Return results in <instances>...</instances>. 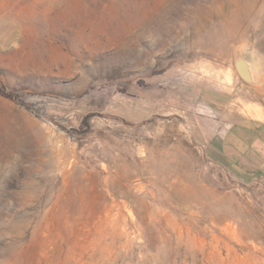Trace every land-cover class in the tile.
<instances>
[{
  "label": "rangeland",
  "instance_id": "rangeland-1",
  "mask_svg": "<svg viewBox=\"0 0 264 264\" xmlns=\"http://www.w3.org/2000/svg\"><path fill=\"white\" fill-rule=\"evenodd\" d=\"M252 115L264 0H0V264H264Z\"/></svg>",
  "mask_w": 264,
  "mask_h": 264
},
{
  "label": "crops",
  "instance_id": "crops-1",
  "mask_svg": "<svg viewBox=\"0 0 264 264\" xmlns=\"http://www.w3.org/2000/svg\"><path fill=\"white\" fill-rule=\"evenodd\" d=\"M235 128L239 134L229 139ZM221 147L232 165L248 173L261 169L264 167V119L253 115L237 117L230 123Z\"/></svg>",
  "mask_w": 264,
  "mask_h": 264
},
{
  "label": "water",
  "instance_id": "water-1",
  "mask_svg": "<svg viewBox=\"0 0 264 264\" xmlns=\"http://www.w3.org/2000/svg\"><path fill=\"white\" fill-rule=\"evenodd\" d=\"M236 71L239 77L242 78L244 82L254 83L255 82V63L242 54H238L235 58Z\"/></svg>",
  "mask_w": 264,
  "mask_h": 264
}]
</instances>
